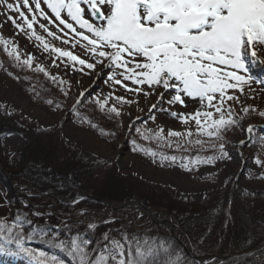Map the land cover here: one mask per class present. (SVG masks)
<instances>
[{"label": "snow or ice", "instance_id": "obj_1", "mask_svg": "<svg viewBox=\"0 0 264 264\" xmlns=\"http://www.w3.org/2000/svg\"><path fill=\"white\" fill-rule=\"evenodd\" d=\"M0 17V28L10 22L16 34L47 54L51 67L64 65L103 79L110 91L88 96L87 89L80 91L73 110L90 99L110 118H120L124 106L135 104L142 116L125 125L133 137L129 142L133 152L151 157L153 163L164 167L179 162L191 172L199 165L230 159L225 134L235 127L247 133L240 145L259 144L264 153V133H258L256 125L245 129L241 123L252 112L264 117V110L246 103L255 97L253 83L264 91V80L251 74V66L264 65V0H0ZM0 46L14 67L43 73L67 95L62 86L68 81L51 74L32 53L22 56L15 39L0 34ZM141 95L144 108L139 106ZM176 105L188 110H174ZM158 114L178 120L184 129L158 122ZM81 122L98 127L86 118ZM101 134L115 135L103 130ZM137 137L154 142L156 150L138 143ZM165 148L180 155H169ZM209 148L212 155L200 154ZM193 149L194 156L189 154ZM254 163L264 169L259 156ZM259 178L264 179V172ZM84 199L77 195L66 203L75 207ZM11 204L5 196L0 207L10 210ZM41 207L26 200L23 208L29 211L17 209L14 215L9 211L0 217V264H15L18 258H23L22 264H188L167 237L122 226L95 238L98 224L89 222L80 232L83 222L70 224L69 216L53 225V213L40 211ZM83 214V210L77 213ZM103 223H115V217ZM37 238L59 254L26 246V241ZM262 252L248 253L257 257L253 264H264ZM233 259L241 264V257Z\"/></svg>", "mask_w": 264, "mask_h": 264}, {"label": "trees", "instance_id": "obj_2", "mask_svg": "<svg viewBox=\"0 0 264 264\" xmlns=\"http://www.w3.org/2000/svg\"><path fill=\"white\" fill-rule=\"evenodd\" d=\"M0 65H2L0 73L5 72V69L9 70L8 67L19 69L16 76L19 78L16 83L17 88L22 94L34 96L35 105L56 112L71 111L74 122L93 135L109 142L119 141L127 136L130 144L129 141L133 137L123 129L120 118H110L90 99L76 104L73 110L75 101L72 97L60 94L54 83L43 73L32 75L26 68L14 67V61L8 58L2 46H0ZM48 100H52L53 103L48 104ZM57 104L60 105L59 108L56 107ZM83 118L98 127L93 128L88 123H82ZM101 130L105 133L113 132L115 135H102ZM13 139L19 141L15 151L9 149L7 145ZM137 141L145 147L156 150L154 142L140 140L138 137ZM249 147L253 157L259 156L264 161V153L259 151V144L249 143ZM162 150L169 155H180L172 149ZM11 153H14V156L10 155ZM135 153L144 155L140 152ZM205 153L206 151L200 154L205 155ZM189 154L194 156L197 152L193 149ZM0 161L12 183L18 185L24 193L28 191L34 193L35 196L28 200L31 204L42 205L40 211L53 213L50 218L53 225L70 216L71 219L68 221L70 224L83 222L78 226L80 232L85 231V226L89 222L98 224L95 238H100L108 228L115 229L122 226H128V230L132 232L167 237L182 250L188 264H234L233 258L237 256L242 258L241 264H253L257 257L249 256L248 253L258 249L264 250L261 249L264 242V201L249 200L240 196L239 191L234 189L230 193V199L229 189L221 195L207 196L201 210L195 207L185 210L181 207V199L165 189H154L145 196L135 198L153 211L155 216L163 213L187 237L193 253L196 258L202 259V262L194 260L187 253L183 237L175 238L170 230L147 221L145 217L130 220L118 216L115 218V223L104 224L103 221L96 219L107 210L101 202L121 204L134 199L133 187L124 180L117 168L111 164L93 167L68 145L59 143L54 130H39L26 119L9 114L1 106ZM0 182L3 184L7 199L12 201L10 210L6 207L8 213L10 211L14 215L17 209L29 211L23 208L24 200L15 198L1 178ZM77 195L86 198L75 207L70 204H60L58 201V198L71 199ZM228 201L229 220L226 223ZM81 210L85 214L77 215ZM93 217L95 220L92 219ZM260 258H264V252Z\"/></svg>", "mask_w": 264, "mask_h": 264}, {"label": "rangeland", "instance_id": "obj_3", "mask_svg": "<svg viewBox=\"0 0 264 264\" xmlns=\"http://www.w3.org/2000/svg\"><path fill=\"white\" fill-rule=\"evenodd\" d=\"M2 19L0 17V20ZM0 34L5 38L15 39L19 44L22 56L26 52L32 53L38 61L42 62L48 68L51 74L58 75L68 81V83L62 86L64 91L67 92V95H64L60 87L54 83L60 94L72 97L76 101L79 92L84 89H87L86 96L89 93L95 95L96 93H107L110 91L107 85L103 83V79L74 72L71 67L65 69L64 65H61L59 69L51 67L50 58L47 57V54L39 51L35 47V43L28 41L23 34H16L10 22L4 24L3 28H0ZM8 68L9 70L6 69L7 71L0 73V106L5 108L9 114H15L18 117L26 119L39 130H54L59 143L62 142L68 145L93 167L106 164L114 165L124 180L133 187L134 199L138 198V196H145L154 189H165L175 193L181 199V207L185 210H190L192 207L201 210L207 196L211 194L221 195L227 189L230 192L234 189L238 190L240 196L244 198L264 201V179L259 178L262 173V168L254 163L257 157L252 156L249 143L246 145L239 144L240 140H247L245 138V131H242L241 128H233L225 134L228 141L226 150L230 154V159L218 160L212 165L202 164L194 168L191 172L181 168L179 162L171 166L166 165L161 167L158 163H153L151 157L133 152L129 143L125 145V139L109 142L100 136H95L86 131L74 122V116L71 111L56 112L52 109H45L35 105L34 96L27 93L22 94L17 88L16 83L19 78L16 76L19 69L13 67ZM9 72L12 73L11 76L8 75ZM28 72L32 75L37 73L32 70ZM251 74L257 79L264 80V65L257 62L254 66H251ZM93 80H95V83H92ZM77 81H81L82 83L78 84ZM251 87L255 92V97L254 99H246V103L256 106L258 110H264V91H261V85L253 83ZM117 94L125 95L123 91H119ZM242 99L245 98L242 97ZM69 102L71 103L70 100ZM139 106L141 108L145 107V98L142 95L139 97ZM191 107L192 105L189 102V108ZM174 110L187 111L188 109L176 105ZM138 115L142 116L135 104L124 106L120 120L125 131H129L125 126L129 120ZM158 122H163L174 130L182 131L184 129V126L178 120H174L163 114H158ZM241 123L245 129L249 124H252L258 126L257 130L264 132V117L259 116L258 111L246 115ZM149 126H153L151 122H149ZM7 145L9 149L15 151L19 146V141L13 139ZM212 154L213 150L210 148L205 153V155ZM4 173L6 174L5 171ZM209 173H212L211 177ZM15 186V196H20L19 198L24 201L31 198L28 196L29 191L24 193L18 185L15 184ZM5 196L3 184L0 182V204H3ZM58 201L67 202L59 198ZM137 213H141V211L135 208H129L120 212H114L108 208L100 216L96 217V219L104 221L109 217L116 218L121 216L135 220L141 217H137ZM8 214L6 207H0V217ZM157 217H160L161 220L168 219L163 213ZM92 219L95 220V217ZM228 220L229 207L227 206L226 223ZM26 246L46 251L49 254H59L57 250L50 249L48 245L44 244L38 238L33 241H26ZM22 261L23 258H18L15 264H22Z\"/></svg>", "mask_w": 264, "mask_h": 264}, {"label": "water", "instance_id": "obj_4", "mask_svg": "<svg viewBox=\"0 0 264 264\" xmlns=\"http://www.w3.org/2000/svg\"><path fill=\"white\" fill-rule=\"evenodd\" d=\"M141 121H142V119L139 120V121H136V123L139 124ZM125 145H127L126 141H125ZM0 174H1V177L4 180V182L8 185L9 189L12 192L15 193L14 185L8 180V177L4 173V170H3L2 166H1V164H0ZM16 196L18 198L20 197L18 195H16ZM65 201H68V200H65ZM62 202H64V201H62ZM103 204L108 206L114 212H120V211H123V210H127L129 208H135V209L141 211L143 216H145L150 222H152V223H154V224H156L158 226H162V227L170 229L172 234L175 237H177L179 235L183 236L184 239H185L186 250H187L188 253L191 254V252H190L191 248H190V244H189L188 239L176 227H174L169 220H161L160 218H157L150 210H148L144 205L140 204L139 202H137L135 200H132V201H128V202H125V203H122V204H112V203H103Z\"/></svg>", "mask_w": 264, "mask_h": 264}]
</instances>
